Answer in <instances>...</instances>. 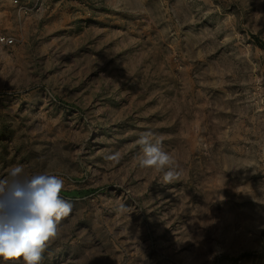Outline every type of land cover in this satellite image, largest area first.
I'll use <instances>...</instances> for the list:
<instances>
[{"label":"rangeland","instance_id":"374dc122","mask_svg":"<svg viewBox=\"0 0 264 264\" xmlns=\"http://www.w3.org/2000/svg\"><path fill=\"white\" fill-rule=\"evenodd\" d=\"M263 45L264 0H0V179L73 204L41 264H264Z\"/></svg>","mask_w":264,"mask_h":264},{"label":"clouds","instance_id":"9594fccd","mask_svg":"<svg viewBox=\"0 0 264 264\" xmlns=\"http://www.w3.org/2000/svg\"><path fill=\"white\" fill-rule=\"evenodd\" d=\"M136 144L141 168L163 172L165 183L179 177L180 165L163 150L160 137L145 132ZM63 188L64 180L57 175H29L23 165L10 167L7 178L0 179V257L41 264L46 246L60 234V221L73 211V204L61 196Z\"/></svg>","mask_w":264,"mask_h":264},{"label":"trees","instance_id":"16d2710c","mask_svg":"<svg viewBox=\"0 0 264 264\" xmlns=\"http://www.w3.org/2000/svg\"><path fill=\"white\" fill-rule=\"evenodd\" d=\"M264 46V45H263Z\"/></svg>","mask_w":264,"mask_h":264}]
</instances>
